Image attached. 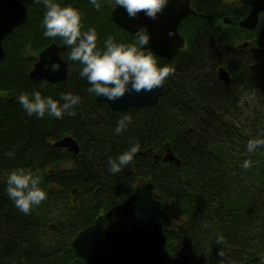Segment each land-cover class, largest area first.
<instances>
[{
	"label": "trees",
	"instance_id": "trees-1",
	"mask_svg": "<svg viewBox=\"0 0 264 264\" xmlns=\"http://www.w3.org/2000/svg\"><path fill=\"white\" fill-rule=\"evenodd\" d=\"M22 2L27 19L4 39L6 55L0 61V264H86L72 247L78 224L73 230L48 234L44 222L53 219L52 209L65 206L67 215L80 221L84 213L93 214L87 207L104 213L126 202L140 183L154 184L155 199L171 217V227H163L170 255H185L190 264H260L264 257V145L249 154L246 143L249 138L264 137V14L253 30H246L238 23L249 14L248 6L194 0L196 16L182 23L186 51L171 60L157 58L159 65L172 69L158 104L117 112L86 91L89 84L78 74L79 62L68 59V46L61 53L69 66L67 81L53 84L29 77L44 48L64 44L59 37L42 35L43 3ZM56 2L79 10L82 30L95 28L101 50L108 35L116 43H134L135 37L111 19L115 0H99V10L89 0ZM226 17L231 25L223 22ZM250 63L257 67L248 69ZM220 66L233 73L231 85L217 78ZM254 83L262 84L260 99L244 108L236 93ZM33 90L58 102H62L61 92L79 95L75 115L28 116L16 98ZM123 115H129L131 122L114 134ZM65 136L77 140L79 154L54 146ZM131 144L139 145L133 159L119 172L110 173L109 157L115 158ZM167 144L180 165L156 162L154 156L163 153ZM244 159L251 161L248 169L240 167ZM17 168L39 175L46 192V198L28 214L20 212L4 192L9 171ZM85 198L87 203L76 201ZM130 219L110 218L107 227L126 226Z\"/></svg>",
	"mask_w": 264,
	"mask_h": 264
},
{
	"label": "water",
	"instance_id": "water-1",
	"mask_svg": "<svg viewBox=\"0 0 264 264\" xmlns=\"http://www.w3.org/2000/svg\"><path fill=\"white\" fill-rule=\"evenodd\" d=\"M239 1L251 8L250 13L239 22V27L253 30L258 25L260 13L264 11V0ZM192 15H196V12L191 7V0H167L155 19L145 16L143 12L137 13L135 17H129L124 8L117 5L111 12L112 20L131 34L138 28L146 27L150 40L149 44L143 47H150L156 55L168 59L184 47V40L179 37L177 27L183 19ZM26 19L27 7L22 0H0V61L5 56L3 40ZM223 22L232 23L227 17ZM169 32L172 34L169 35ZM97 47L99 48L98 44ZM65 48V45L59 46L55 43L44 48L29 72V77L36 82L53 84L67 81L69 66L61 57V52ZM52 60H58L61 65L56 73L48 69ZM45 65H48V68ZM218 72L222 82L229 85L231 78L226 70L220 68ZM164 89L165 83L151 92H129L111 102L105 101L104 97H96V101L107 103L117 112L129 107H153L158 104ZM54 146L65 148L75 154L80 153L78 142L71 136L56 141ZM154 157L158 162V157ZM163 161L181 164L168 144L165 147ZM153 189V183L137 186L124 204L117 205L106 213L107 217H127L137 213L139 218L130 225L108 230L103 226V216H100L92 226L82 230L72 243L77 256L89 264H190L187 256L174 257L165 248L163 226L170 227L171 218L162 208L161 202L154 198Z\"/></svg>",
	"mask_w": 264,
	"mask_h": 264
},
{
	"label": "clouds",
	"instance_id": "clouds-1",
	"mask_svg": "<svg viewBox=\"0 0 264 264\" xmlns=\"http://www.w3.org/2000/svg\"><path fill=\"white\" fill-rule=\"evenodd\" d=\"M45 11L41 21L45 38L59 37L67 47L68 59L78 61L81 65L79 76L86 78L89 86L86 91L95 97H104L111 102L125 96L126 93L151 92L160 88L172 69L168 65H159L157 55L150 47V35L146 27L136 29L133 33L134 43H116L111 35L104 40V48L97 47V33L95 28L82 30L81 13L71 5L62 6L56 0H40ZM93 8L99 10V0H89ZM117 6L124 8L129 17H135L143 12L145 16L155 19L163 9L167 0H115ZM172 33L169 32V35ZM48 68V65H45ZM61 65L58 60H52L50 68L52 73L59 71ZM60 101L51 96H42L40 91L33 90L30 94L21 92L17 96L22 109L28 116L35 115L42 118L49 116L61 118L63 115L74 116L73 106L80 102V96L71 92L59 93ZM131 122L129 115L118 118L113 129L114 134H120ZM261 145L264 137L249 138L246 143V152L251 154ZM139 145L131 144L127 150L115 158L109 157L108 171L117 173L121 167L127 165L134 154L138 152ZM250 159H244L240 167L248 169ZM4 192L22 213L28 214L33 206L39 205L45 198L46 192L40 187L39 175L24 169L9 171ZM222 239L217 238L218 242ZM218 255H223L222 252ZM264 264V257L260 258Z\"/></svg>",
	"mask_w": 264,
	"mask_h": 264
},
{
	"label": "flooded vegetation",
	"instance_id": "flooded-vegetation-1",
	"mask_svg": "<svg viewBox=\"0 0 264 264\" xmlns=\"http://www.w3.org/2000/svg\"><path fill=\"white\" fill-rule=\"evenodd\" d=\"M192 2V7H193V9H195V7H194V0H192L191 1ZM225 2L228 4V5H238L240 2L238 1V0H225ZM238 2V3H237ZM240 5H242L241 3H240ZM239 5V6H240ZM250 11H251V8L249 7V13H250ZM262 14H264V11L263 12H261L260 13V15H259V18H260V16L262 15ZM184 22V20L183 21H181V23L178 25V27H177V30H178V35H179V37H181V38H183V40H184V47L182 48V49H180L179 51H177L176 53H175V55L173 56V58L174 57H176L178 54H181V53H183V52H185L186 51V49H187V47H188V40H187V32H186V29H185V26L182 28V23ZM160 34H162L163 32H159ZM245 44V43H247V42H242L241 43V45L242 44ZM240 44L238 43V45L237 46H239ZM244 47H247V44H246V46H244ZM239 48V47H238ZM242 48V47H241ZM157 58H159V59H161V60H171V59H173V58H171V59H167V58H163V57H160V56H158L157 55ZM221 67V66H220ZM220 67H218L217 68V71H216V76H217V78L219 79V81L223 84V85H225V86H229V85H231V83H232V81H231V83L229 84V85H226V84H224L223 82H222V80L219 78V72H218V69L220 68ZM248 69H250V70H254L256 67H257V64H254V63H250V64H248ZM223 68H225V67H223ZM226 69V68H225ZM227 71H228V73H229V75H230V77H231V80H233V73L230 71V70H228V69H226ZM239 73H240V75H242L243 74V71L241 70V71H239ZM262 87V84L261 83H254V86L253 87H250L249 89H247V91H246V89H244V88H242V89H240V90H238V92L239 93H236V96H237V98H238V101H239V105L240 106H243V105H245V104H252L254 101L256 102V101H258L259 99H260V95H259V93H258V91H259V89ZM252 94V100L251 101H249L248 102V99H247V95H251ZM161 160V159H160ZM139 184H137L136 186H138ZM56 189H58V187H56ZM60 190H56L55 192H59ZM76 201L77 202H82V203H87L89 200L87 199V198H85V199H76ZM67 202V201H66ZM69 203H72V202H70L69 201ZM125 203V202H124ZM124 203H122V204H124ZM74 209H75V205H74V207H73ZM77 210V209H76ZM85 210H88V211H92L93 212V214L90 216L89 214H87V213H84L83 215H81V220L80 221H75V219H73V217H75V215H73V216H70V215H67V211H68V209H65V206H64V209L59 213V214H56L57 215V217H55V214H51V218H53L52 220H49L47 223H45L44 222V224H45V228H47V230H48V234L49 235H51L52 233H56V232H58V231H61V230H66V228H68L69 229V231L72 229L73 230V227H74V224H78L77 225V228H78V230H77V232H76V234H75V236H74V239H75V237H77V235L82 231V230H84V229H86V228H88V227H90V226H92L94 223H95V221H96V219L98 218V217H100V216H103V226H104V228H106V229H108V225H109V223H108V219H110V218H118V219H121V218H123V219H125V218H128V217H131V219H132V221L130 222V223H132V222H134V221H136L138 218H139V215L137 214V213H134V214H132V215H130V216H127V217H120V216H110V217H107L106 216V213L108 212V211H106V212H104V213H98V210L96 209V208H93V207H87V208H85ZM94 213H96V214H94ZM130 219V220H131ZM130 223H128V225L130 224ZM128 225H126V226H128ZM126 226H122V227H120V225H119V228H123V227H126ZM118 227H117V229H119ZM116 228H112V229H108V230H117ZM65 249L64 248H60V250L59 251H62V253H64L63 251H64ZM81 259V258H80ZM86 264H89V263H87V262H85ZM13 264H18V263H13ZM21 264H26L25 262H21ZM75 264V263H74Z\"/></svg>",
	"mask_w": 264,
	"mask_h": 264
},
{
	"label": "rangeland",
	"instance_id": "rangeland-1",
	"mask_svg": "<svg viewBox=\"0 0 264 264\" xmlns=\"http://www.w3.org/2000/svg\"><path fill=\"white\" fill-rule=\"evenodd\" d=\"M27 55H28V54H27ZM246 97H247V99H248V102L252 100V94H251V95H247ZM243 107H244V108H247L248 105L245 104V105H243ZM64 166L67 167V166H69V164H64ZM58 208L60 209V211H59ZM58 208H57V207H54V208L52 209V213L55 214V217H57L56 214H59V213L62 211V208H61V207H58Z\"/></svg>",
	"mask_w": 264,
	"mask_h": 264
}]
</instances>
